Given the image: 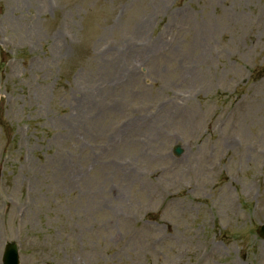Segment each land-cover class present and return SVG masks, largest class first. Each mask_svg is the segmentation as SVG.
Returning a JSON list of instances; mask_svg holds the SVG:
<instances>
[{
  "label": "rangeland",
  "instance_id": "obj_1",
  "mask_svg": "<svg viewBox=\"0 0 264 264\" xmlns=\"http://www.w3.org/2000/svg\"><path fill=\"white\" fill-rule=\"evenodd\" d=\"M262 223L264 0H0V264H264Z\"/></svg>",
  "mask_w": 264,
  "mask_h": 264
},
{
  "label": "water",
  "instance_id": "obj_2",
  "mask_svg": "<svg viewBox=\"0 0 264 264\" xmlns=\"http://www.w3.org/2000/svg\"><path fill=\"white\" fill-rule=\"evenodd\" d=\"M178 152H180V150H178ZM258 231L264 236V226H261ZM5 264H18L17 247L15 243H11L8 247Z\"/></svg>",
  "mask_w": 264,
  "mask_h": 264
}]
</instances>
